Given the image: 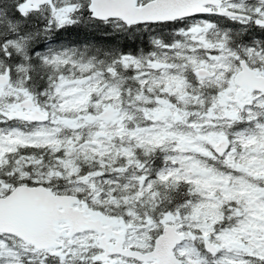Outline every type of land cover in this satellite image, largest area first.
I'll use <instances>...</instances> for the list:
<instances>
[{
  "label": "snow or ice",
  "instance_id": "6c2138e0",
  "mask_svg": "<svg viewBox=\"0 0 264 264\" xmlns=\"http://www.w3.org/2000/svg\"><path fill=\"white\" fill-rule=\"evenodd\" d=\"M0 264H264V0H0Z\"/></svg>",
  "mask_w": 264,
  "mask_h": 264
},
{
  "label": "trees",
  "instance_id": "16d2710c",
  "mask_svg": "<svg viewBox=\"0 0 264 264\" xmlns=\"http://www.w3.org/2000/svg\"><path fill=\"white\" fill-rule=\"evenodd\" d=\"M62 39L66 42H77L82 39V35L75 31H69L62 35Z\"/></svg>",
  "mask_w": 264,
  "mask_h": 264
}]
</instances>
